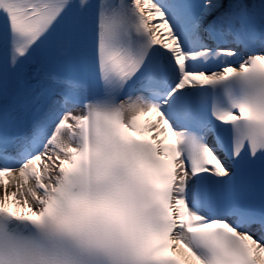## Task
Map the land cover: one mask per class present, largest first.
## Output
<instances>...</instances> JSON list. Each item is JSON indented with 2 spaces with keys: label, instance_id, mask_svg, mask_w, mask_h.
<instances>
[{
  "label": "snow or ice",
  "instance_id": "6c2138e0",
  "mask_svg": "<svg viewBox=\"0 0 264 264\" xmlns=\"http://www.w3.org/2000/svg\"><path fill=\"white\" fill-rule=\"evenodd\" d=\"M0 186V264H264V0H0Z\"/></svg>",
  "mask_w": 264,
  "mask_h": 264
}]
</instances>
